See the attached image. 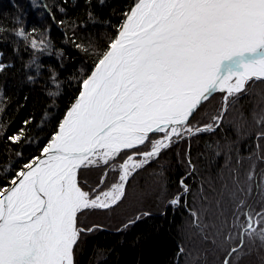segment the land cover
<instances>
[{
	"label": "snow or ice",
	"instance_id": "1",
	"mask_svg": "<svg viewBox=\"0 0 264 264\" xmlns=\"http://www.w3.org/2000/svg\"><path fill=\"white\" fill-rule=\"evenodd\" d=\"M124 15L41 154L0 187V264H75L83 236L95 230L80 226L79 214L118 203L137 169L186 136L215 131L229 100L264 81V0H136ZM17 35L26 38L23 30ZM216 92L224 103L215 125L194 126ZM117 158L118 183L95 195L83 189L79 169ZM242 215L246 226L223 264L243 249L245 236L264 242V213Z\"/></svg>",
	"mask_w": 264,
	"mask_h": 264
},
{
	"label": "trees",
	"instance_id": "2",
	"mask_svg": "<svg viewBox=\"0 0 264 264\" xmlns=\"http://www.w3.org/2000/svg\"><path fill=\"white\" fill-rule=\"evenodd\" d=\"M135 2L0 0V187L41 154ZM20 30L26 38L17 35ZM258 84L262 93L253 88L229 100V113L215 131L173 143L157 165L144 170L140 194L155 178L150 171L162 174L161 193L131 202L147 207L149 215L125 230L85 234L75 264H223L240 225L246 226L242 213H264V111L258 114L257 107L264 108V81ZM208 102L205 110L222 109L223 95ZM203 112L197 125L208 120ZM14 135L20 141L9 139ZM181 180L188 193L180 204H168L181 192ZM244 239L231 264H264V242Z\"/></svg>",
	"mask_w": 264,
	"mask_h": 264
},
{
	"label": "rangeland",
	"instance_id": "3",
	"mask_svg": "<svg viewBox=\"0 0 264 264\" xmlns=\"http://www.w3.org/2000/svg\"><path fill=\"white\" fill-rule=\"evenodd\" d=\"M0 60H1V58H0ZM258 82L259 81L251 82L247 88V91L243 94H247L253 88L257 89L258 92L260 91V93H262L263 87L260 86L259 84L255 85ZM216 94H222L224 96L223 93H216ZM208 101L202 105V110L199 111L198 115H196L195 120L192 122L194 126L203 127L207 124L215 125V121L213 118L221 115V105H220V107H217V108L215 107L213 111L209 110L211 108H208V110H205V108L207 107V104L209 103ZM223 103H222V107H223ZM228 107H229V103L227 106V111L223 113L222 120L220 121V123L223 121L225 116H227V114L229 113ZM257 107H258V114H260V113L263 114V111H264L263 110L264 108L262 109L263 106L260 107L258 105ZM202 112L204 114L207 113V115H208L207 119L208 120L206 121V123H203L204 125L200 126L199 124L197 125V123H195V122L197 121V119H199L200 114ZM216 128L217 127H215V129ZM153 136H155V138H157V139L163 138V134H154ZM191 137L192 136H186L183 139H186V138L190 139ZM179 141H182V139ZM149 147L150 146L147 144L142 146L143 150H145V151L149 150ZM164 153H165V150L161 152L159 157H162V155ZM123 155H124V153H121V156H123ZM125 159H126V157H125ZM139 159H141V157L137 155L136 160L138 161ZM158 159L152 160L150 163L146 164L143 168L137 169L132 174V176L128 180L127 185L125 186L124 197L118 203H116L115 205H113L110 208L89 209V210H85L83 213L79 214L78 222H79L80 226L86 227V228H95V230H113L115 228H119L120 230H125L131 224L130 223L131 221L137 220L136 217L139 216L141 218L142 216H145V215H143V213H145V212L149 213L147 211L148 209H146L147 207H141L138 202L135 204L131 203V202L133 200H135L136 198H138V196H140V195L142 197H145V196H151V195H153V193H156L157 191H158V193H161L162 188H161L159 179L161 178L160 176L162 174L161 173L157 174L156 170L152 171L153 173L151 171L149 172V173H151V176H152V174L155 175V178H153V179L151 178L152 181L150 182L149 187H147V190H145V192L143 191L142 192L143 194H140V192H139L140 190H137V188H138L137 187L138 186V177L141 176V173L144 170L150 169L151 166H153V165H157L159 162ZM122 162H123L122 160L117 158L116 161H110L109 165H102L101 164L100 166L82 167L78 172V182L80 183V185L83 187L84 190L89 191L92 195L96 194V192H94L93 190H96L99 192L107 191L111 188V186L114 183L119 182V175L121 173L119 172L118 169H119V163H122ZM113 165H114V167H113ZM159 165H160V163H159ZM96 172H97V174H98V172H100L98 180H95V179L91 180L89 175H92V173H96ZM105 173L107 174L106 176H105ZM85 174H86V177H88L89 179H87L86 182H83L82 176ZM101 181H103V182L101 183ZM181 188H182V186H181ZM186 193H188V192H184V190L182 188L181 192L178 195H175L174 198H176L177 196H179V198H180V196H182L183 194H186ZM170 201L168 202V204L170 203ZM125 225H127V227H125ZM89 233H91V232H89ZM74 261H75V258H74Z\"/></svg>",
	"mask_w": 264,
	"mask_h": 264
},
{
	"label": "water",
	"instance_id": "4",
	"mask_svg": "<svg viewBox=\"0 0 264 264\" xmlns=\"http://www.w3.org/2000/svg\"><path fill=\"white\" fill-rule=\"evenodd\" d=\"M216 93H220V92H216ZM216 93H214L213 96H214ZM213 96H212V97H213ZM209 99H210V98H209ZM206 102H207V101H206ZM151 135H154V134H151ZM79 170H80V169H79Z\"/></svg>",
	"mask_w": 264,
	"mask_h": 264
},
{
	"label": "bare ground",
	"instance_id": "5",
	"mask_svg": "<svg viewBox=\"0 0 264 264\" xmlns=\"http://www.w3.org/2000/svg\"><path fill=\"white\" fill-rule=\"evenodd\" d=\"M79 172V171H78Z\"/></svg>",
	"mask_w": 264,
	"mask_h": 264
}]
</instances>
